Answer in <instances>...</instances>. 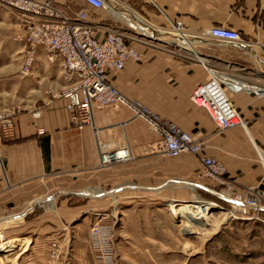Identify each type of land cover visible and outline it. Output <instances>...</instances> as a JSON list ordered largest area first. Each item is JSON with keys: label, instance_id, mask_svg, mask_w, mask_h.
<instances>
[{"label": "crops", "instance_id": "0c3cea01", "mask_svg": "<svg viewBox=\"0 0 264 264\" xmlns=\"http://www.w3.org/2000/svg\"><path fill=\"white\" fill-rule=\"evenodd\" d=\"M55 1L68 16L88 10L92 22H101L97 11L83 0ZM116 7L112 10L114 14L105 11L112 22L104 24L118 25L124 12L158 27L181 22L190 49L183 46L187 51L173 53L158 45H136L143 55L142 61L112 73L114 86L131 103L169 118L184 129L210 134L201 157L213 156L222 161L237 189L257 186L264 175L257 153L264 154V97L247 93L232 96L249 127L243 129L246 134L233 129L217 135L211 134L213 127L208 116L192 106L189 98L198 85L209 79L208 69L228 72L264 88V0H116ZM143 26L157 29L148 24ZM214 26L239 31L245 44L232 46L200 36L202 31ZM115 27L125 29V26ZM157 30L159 37L169 38ZM34 65L40 67L43 79L52 80L46 82L38 106L32 109L41 112L39 118L31 110L18 115L14 140H5L0 128V225L21 220L30 211L29 207L48 202L53 196H80L79 191L90 190L86 194L101 197L106 193L99 187L121 183L136 184L149 191L162 190L168 183L181 184V180L174 178L178 168L168 171L167 162L154 150L158 136L132 108L118 104L104 109L96 116L97 130L92 126L79 130L71 122L66 108L68 100L59 96L67 86L59 63H50L46 52L40 50ZM124 145L130 147L132 160L100 169L101 150ZM202 167L200 157H195L182 170L198 181L203 179ZM202 186L195 185L212 194L210 187ZM67 201L69 198L61 204V211L76 213L78 209L67 207ZM0 238H3L1 233ZM1 239L0 245L5 246L0 253L7 255L20 241Z\"/></svg>", "mask_w": 264, "mask_h": 264}, {"label": "rangeland", "instance_id": "374dc122", "mask_svg": "<svg viewBox=\"0 0 264 264\" xmlns=\"http://www.w3.org/2000/svg\"><path fill=\"white\" fill-rule=\"evenodd\" d=\"M97 14L103 23L112 22L105 11ZM115 26L126 24L120 21ZM23 29L21 16L0 0V113L10 114L15 122L18 115L38 106L46 82L52 80L43 79V72L35 65L30 74L23 75ZM169 40H161L158 47L172 50ZM233 129L244 132L241 127ZM1 134L7 141L17 137L6 138L2 129ZM159 155L167 162L168 171L178 168L174 178L181 180L180 185L168 183L162 190L149 191L136 184L121 183L99 187L106 193L101 197L86 194L89 189L79 191L80 196H53L48 202L29 207L21 220L0 225L1 240L20 239L9 255L0 253V264H264V214L248 210L252 219H242L245 214L234 211L231 204L212 191L210 194L196 188L195 185H204L202 188L222 190L202 177V171L203 179L198 181L186 175L182 169L195 159L194 155L176 159ZM258 162L261 166L259 157ZM120 165L123 164L114 166ZM65 198H69L67 207L78 209L76 213L61 211ZM198 200L215 206L207 216L214 224H218L222 213L236 216L216 230L187 214L177 219L170 210L171 203L183 210L186 204ZM187 223L194 228L192 232L183 228ZM94 227L99 228L98 234L92 231Z\"/></svg>", "mask_w": 264, "mask_h": 264}, {"label": "built area", "instance_id": "2783aa9c", "mask_svg": "<svg viewBox=\"0 0 264 264\" xmlns=\"http://www.w3.org/2000/svg\"><path fill=\"white\" fill-rule=\"evenodd\" d=\"M83 1L94 11H108L114 14L112 10L116 7V0ZM1 2L17 11L22 18L24 32L21 38L26 47L22 64L23 75L31 73L40 50L46 52L50 63H59L61 76L67 83L59 96L68 100L66 108L72 124L77 129L83 130L92 126L97 130L98 112L125 104L146 119L151 130L158 136L154 146L156 153L173 159L184 154L200 157L203 166L202 177L215 182L222 189L219 192L214 189L212 192L231 204L234 211L235 205L240 207V210L236 211L246 215L242 219H252L248 216V210L257 211L258 215L264 214V175L257 186L237 189L228 175L226 166L220 160L213 156L201 157L210 134L184 129L169 118H163L141 105L131 103L111 81L112 73L123 71L132 62L142 61L143 55L136 45L157 46L163 40L159 37L157 29L165 32L169 39H173L167 43L173 48L169 49L170 52L187 51L176 42L179 36H188L181 22H171L169 27L163 28L124 12L119 18L126 24L124 29L106 25L102 21L92 22L88 10H81L74 16H68L57 6L55 0H1ZM144 24L157 29L152 27L146 29ZM200 36L209 41L232 46L245 44L239 31L224 26L206 29ZM208 75L209 79L192 92L190 103L208 116L213 133L222 134L229 129L243 128L246 121L235 106L232 96L247 93L264 97V88L249 84L228 72L208 69ZM10 116L8 113H0V126L6 138H14L17 134L16 122ZM33 116L39 118L41 112L35 110ZM132 158L133 154L128 145L112 150H101L99 167L109 168L127 163ZM260 163L264 171V158H260ZM222 194L233 199L225 198ZM245 202L249 205L258 204L260 209L246 208ZM92 231L98 234L99 228L94 227Z\"/></svg>", "mask_w": 264, "mask_h": 264}, {"label": "bare ground", "instance_id": "6f19581e", "mask_svg": "<svg viewBox=\"0 0 264 264\" xmlns=\"http://www.w3.org/2000/svg\"><path fill=\"white\" fill-rule=\"evenodd\" d=\"M122 15V14H121ZM176 41V40H174ZM177 43H180L181 46H184L186 49H190V41L188 39L187 36H179V38L177 39L176 41ZM193 52V51H192ZM248 125L247 123L244 124V127L243 129H247ZM258 153V157H259V160L260 158H264V154H260L259 152ZM96 192V191H95ZM225 194H222L223 197L225 198H228V199H233L231 198L230 196L228 195H225ZM94 196V195H93ZM227 196V197H226ZM246 208H249V209H260V206L257 204V205H249L248 203H246ZM235 209H238L240 210V207H237L236 205L234 206ZM215 208V206L211 205V204H208V203H205L201 200H198V201H194V202H191V203H188L186 204L185 208L183 210H179L176 205L174 203H171L170 204V210L172 211V213L174 214V216L178 219L182 216V214H187L186 216L189 217L190 219L192 220H196V219H199V221L202 223V224H205V225H211L213 226V228H215L216 230L220 227V225L228 220H230V218L232 217H235L236 215L235 214H220V217H219V222L218 224H214L210 218H208V214ZM237 218V217H236ZM13 221H18V220H13ZM12 222V221H10ZM9 223V222H8ZM183 228L188 231V232H192L193 231V227L190 225V224H185L183 226ZM196 229V228H195ZM5 245H0V252H2V249Z\"/></svg>", "mask_w": 264, "mask_h": 264}]
</instances>
